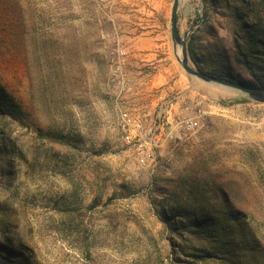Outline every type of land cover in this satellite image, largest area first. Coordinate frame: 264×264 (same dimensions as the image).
<instances>
[{"label": "rangeland", "instance_id": "374dc122", "mask_svg": "<svg viewBox=\"0 0 264 264\" xmlns=\"http://www.w3.org/2000/svg\"><path fill=\"white\" fill-rule=\"evenodd\" d=\"M173 1L0 0V82L23 111L0 116V264H206L166 207H204L205 170L264 242V104L186 74ZM206 9L180 0L181 34ZM211 21L200 45L231 48L236 22ZM163 111L154 139L123 137L124 114L148 128ZM181 113L199 129L173 130Z\"/></svg>", "mask_w": 264, "mask_h": 264}, {"label": "trees", "instance_id": "16d2710c", "mask_svg": "<svg viewBox=\"0 0 264 264\" xmlns=\"http://www.w3.org/2000/svg\"><path fill=\"white\" fill-rule=\"evenodd\" d=\"M232 1L235 0H205V17L188 42L191 65L219 78L264 89V0ZM208 5L212 6V12ZM212 14L236 22L238 29L232 36L231 48L200 45L198 33L212 29ZM242 69L248 77L243 76ZM22 114L21 106L0 82V116L15 119ZM204 173L208 176L204 182H189V186L196 190L194 203L204 207L194 206L190 210L187 205L170 208L166 205L168 213L193 219L179 220V228L174 227L173 231H181L183 239L186 236L182 235L187 233L198 242V246L187 244L184 248L179 244L178 250L183 254L188 250L195 251L192 255L206 264H264V242L259 239L256 227L251 225L243 210L227 204L237 199L235 193L219 175L208 174L206 170ZM175 199L178 203L183 201L182 196Z\"/></svg>", "mask_w": 264, "mask_h": 264}, {"label": "water", "instance_id": "95a60500", "mask_svg": "<svg viewBox=\"0 0 264 264\" xmlns=\"http://www.w3.org/2000/svg\"><path fill=\"white\" fill-rule=\"evenodd\" d=\"M179 4H180V0L173 1L172 12H171V37L174 43L175 50L179 49L181 51V56L179 61L186 74L207 85L225 88L237 94H240L253 102L264 104V89L219 78L210 75L206 72L200 71L191 65L189 52H188L189 37L192 31L194 30V28L197 27L201 23V21L192 25L187 33L181 34L178 25ZM203 6L205 7V0H203Z\"/></svg>", "mask_w": 264, "mask_h": 264}, {"label": "built area", "instance_id": "2783aa9c", "mask_svg": "<svg viewBox=\"0 0 264 264\" xmlns=\"http://www.w3.org/2000/svg\"><path fill=\"white\" fill-rule=\"evenodd\" d=\"M166 111L168 112V110ZM165 115V111L158 113L154 118V124L147 128L144 124V120H136L129 117L127 114H124L120 126L123 137L128 142H132L131 138L133 137V135L138 139H143L146 137H150L151 140L154 139L159 132H163L168 128L167 123L164 120ZM173 123V130H176L178 132L182 131L183 133L194 132L200 127V123L197 118L190 117L182 113L176 117V120H174Z\"/></svg>", "mask_w": 264, "mask_h": 264}, {"label": "crops", "instance_id": "0c3cea01", "mask_svg": "<svg viewBox=\"0 0 264 264\" xmlns=\"http://www.w3.org/2000/svg\"><path fill=\"white\" fill-rule=\"evenodd\" d=\"M182 102L181 101H178L176 104H175V107H174V110H175V114L179 112L180 108H179V104H181Z\"/></svg>", "mask_w": 264, "mask_h": 264}]
</instances>
